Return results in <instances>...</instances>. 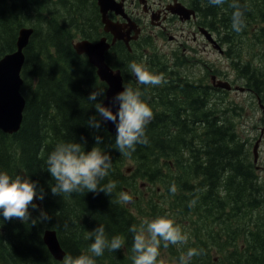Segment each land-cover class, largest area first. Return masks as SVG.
<instances>
[{
  "label": "trees",
  "instance_id": "obj_1",
  "mask_svg": "<svg viewBox=\"0 0 264 264\" xmlns=\"http://www.w3.org/2000/svg\"><path fill=\"white\" fill-rule=\"evenodd\" d=\"M193 2L202 3L204 17L219 15V24L235 32L229 28L233 12L229 4ZM239 3L248 27L242 44L233 49L236 53L250 50L252 42L262 44L260 37L249 38L252 26L264 39V0ZM85 4L79 0H0V57L15 50L19 28H33L23 50V118L16 132L0 130V171L10 176L28 175L37 182V190L43 189L45 194L43 201L37 199V209L29 208L31 217L38 220L35 226L31 220L4 221L0 215V264H62L43 242L46 229L57 232L65 256L90 254L92 241L85 237L98 225L105 227L109 238L123 237L124 246L114 252L105 250L102 256L95 257L96 264H133L134 234L130 228L139 227L144 218L166 213L182 226L189 240L175 250L172 245L161 246L158 260H162L166 249L173 258L164 264H178L179 257L190 247L203 249L191 264H264V181L254 166V143L252 139L244 143L227 126L213 127L211 93H205L208 87L183 81L175 71L165 76V65L159 62L155 66L154 59L145 64L153 73H163L167 82L159 86L136 85L129 64L142 60L125 48L117 47L113 55L112 46L106 53L107 63L120 68L124 85L139 88L153 111L146 128L147 143L137 144L130 156L123 155L116 149L115 134L103 121L98 133L88 126L89 117L97 113L87 98L97 89L105 91L106 85L87 58L74 50L71 40L76 30L64 18L75 12L76 20L84 23L85 14L90 12ZM91 5L92 0L89 8ZM92 14L93 18L98 16L97 12ZM80 34L86 37L84 31ZM240 69L256 91H264V65L247 61ZM253 76L256 80L251 79ZM102 99L98 97L97 101ZM94 134L103 137L100 147L112 157L109 174L100 183L103 186L114 181L113 192L106 195L85 190L70 196L53 195L54 181L46 164L50 152L59 142L83 143L81 137L87 141L85 150H90ZM127 161L132 163L128 173L124 168ZM140 183L145 184L148 197L138 193ZM173 183L177 187L175 194L170 191ZM126 188L132 189L128 193L132 201L122 203L120 193ZM158 191L163 195L156 200ZM193 200L195 206L189 207ZM41 211L50 219L40 221Z\"/></svg>",
  "mask_w": 264,
  "mask_h": 264
},
{
  "label": "clouds",
  "instance_id": "obj_2",
  "mask_svg": "<svg viewBox=\"0 0 264 264\" xmlns=\"http://www.w3.org/2000/svg\"><path fill=\"white\" fill-rule=\"evenodd\" d=\"M226 0H209L214 6L223 5ZM229 7L233 9L231 15V27L239 33L245 27L244 11L239 0H231ZM131 73L140 85L159 86L166 83L163 73H153L143 62L131 61L129 64ZM143 93L139 88L131 85H123V91L113 97V104H118L117 110L113 112L110 107L98 102L97 98H104L103 90L91 92L87 98L94 103L97 115L88 119V126L101 131L102 121H110L115 125L116 149L123 155H131L137 144H146V128L153 119V111L148 103L142 99ZM97 116L102 119H98ZM83 143L59 142L47 157V172L50 174L54 184L51 186L53 195H71L76 192H91L93 194L103 192L110 195L116 187L114 181L101 186V181L109 174L112 167V157L105 152L100 145L103 137L94 134L95 143L90 150H85L87 141L81 137ZM170 191L175 194L177 187L173 183ZM43 189L37 190V182L28 175L17 174L10 176L5 171H0V215L4 221L19 219L28 223L31 220L33 226L38 222L31 217L29 208L37 209L33 203L34 199L43 201ZM122 203L132 201L128 193H120ZM196 201H190L189 207H194ZM40 221L50 219L47 213L41 211ZM133 235L132 262L133 264H164L158 260L160 248H168L169 245H186L189 236L183 231L182 226L176 222L170 214L157 215L154 218H144L139 227L133 225L130 228ZM85 239L92 243L89 246L90 254L77 256L66 255L62 264H96L95 257H100L105 250L114 252L124 246V239L120 235L109 238L105 227L98 225L88 231ZM203 249L188 248L186 253L179 257L178 264H191L194 256L201 255Z\"/></svg>",
  "mask_w": 264,
  "mask_h": 264
},
{
  "label": "flooded vegetation",
  "instance_id": "obj_3",
  "mask_svg": "<svg viewBox=\"0 0 264 264\" xmlns=\"http://www.w3.org/2000/svg\"><path fill=\"white\" fill-rule=\"evenodd\" d=\"M114 6V10H108L107 15L120 30L124 39H117L110 45L107 52L114 46V50L111 51L113 55L117 47L125 48L139 60H148V54L154 56V59H159L158 56L161 55L162 60H165L167 64L164 68V74L167 77L174 72V69L168 71V65H172L175 69L191 66L194 71L195 67L201 66L200 77L190 71L187 73L190 77L188 82L200 87H208L205 93H211L209 97L212 104L210 112H212L213 127L227 126L237 132L239 122L243 124L244 121L248 128H251L253 121V126L259 128L256 139L260 148V145L264 143V91H256L247 81L248 75L241 73L240 67L250 61V50L247 48L239 53L233 51L242 43L235 42L232 30L225 27H221L220 30L216 17L210 15L204 17L202 3L196 4L193 0H114ZM90 8L92 13L98 14L99 7L96 0H92ZM92 16L94 17L93 14ZM98 17L99 23L96 18H93L88 26H86L87 22L83 23V29L74 26L76 37L71 41L82 38L80 32L87 31L98 32L99 37L103 36L111 42L113 35L104 30L99 14ZM256 37H260L258 40L262 39L261 36L254 34L255 39ZM186 49L193 51V56H185ZM204 52L222 56L225 64L218 66L210 60L202 63ZM262 53L263 55L259 56L264 65V52ZM145 56L147 57L144 58ZM259 73L261 74L260 71ZM132 78L136 85H139L134 75ZM251 79H255V76ZM218 80L229 82L231 88L216 86ZM231 93L241 95L240 104L232 99ZM257 107H259L260 117L246 121L243 112L251 111V109L254 112ZM237 136L246 144L249 143L248 139H251L238 132ZM254 166L258 167L255 162Z\"/></svg>",
  "mask_w": 264,
  "mask_h": 264
},
{
  "label": "water",
  "instance_id": "obj_4",
  "mask_svg": "<svg viewBox=\"0 0 264 264\" xmlns=\"http://www.w3.org/2000/svg\"><path fill=\"white\" fill-rule=\"evenodd\" d=\"M99 7V14L104 22V30L113 34L112 42H107L105 37L96 41L88 38L80 39L73 43V48L78 54L86 56L88 62L95 68L100 81L104 82L106 89L102 103L110 107L113 112L117 110L118 104H113V97L123 91V76L119 68H112L106 61V52L116 39L123 38L117 31L115 24L110 22L106 16L108 10H114V0H96ZM117 12V11H116ZM33 32L32 27L23 26L18 29L15 50L3 55L0 58V130L4 133H14L21 125L25 99L20 92L22 85L21 69L25 60L24 48ZM205 33H207L204 30ZM208 34V33H207ZM209 35V34H208ZM216 86L231 88L229 82L218 80ZM241 90L243 88H240ZM101 118V117H100ZM102 119V118H101ZM109 132L115 134V125L110 121H103ZM254 158L258 154V142L253 145ZM36 204L39 205L38 201ZM42 239L51 256L61 262L65 256L55 230L46 229Z\"/></svg>",
  "mask_w": 264,
  "mask_h": 264
},
{
  "label": "rangeland",
  "instance_id": "obj_5",
  "mask_svg": "<svg viewBox=\"0 0 264 264\" xmlns=\"http://www.w3.org/2000/svg\"><path fill=\"white\" fill-rule=\"evenodd\" d=\"M190 1H192V0H190ZM79 2L80 3H86L85 5L88 7V9L90 10V12L89 13H86L85 14V12H84V14H85V16H86V19H84L87 23H86V26H88V23L89 22H91L92 20H93V16H92V10H91V8H89V6L88 5H90V0H79ZM226 3L227 4H230L231 3V0H226ZM221 11H223V9H222V7H221ZM76 14H75V12H72L71 13V16L69 17V18H66V17H64L65 18V20H66V22L69 24V26L70 27H74V26H79L80 28H82L83 29V22L82 21H78V20H76ZM216 19H217V21L220 19V17H219V15H217V17H216ZM84 21V22H85ZM218 25H219V28H220V30L222 29L221 27H224V26H222V25H220L219 23H218ZM247 27L248 26H245L243 29H242V31L241 32H239V33H237V32H234L233 33V35H234V40H235V42H243V40L245 39V37H246V33H245V31L247 30ZM229 28H231L232 29V27L230 26ZM252 28H253V26L251 27V29H250V39L252 38V36L254 35V33H253V31H252ZM87 29V28H86ZM85 29V30H86ZM65 30H67V29H65ZM62 31V30H61ZM85 32H87V31H85ZM87 33H92V32H87ZM223 34V33H222ZM261 42H262V44L259 42V43H257V42H255L256 44H254L253 45V42H252V45H250L249 46V48H250V55H249V59H250V61L254 64V65H256V64H260V65H262V63L263 62H261L262 61V59H261V57L259 56V55H263V53H262V48L264 47V39H262V40H260ZM250 44H251V41H250ZM193 51H191V50H189V49H186L185 50V56H193ZM254 54H256V55H254ZM147 56H145L144 58H146ZM159 57V59H154L153 57H152V55H150V57H149V59L151 60V59H154V62L152 63V64H155V66L159 63V62H162V64L163 65H165V66H167V64H166V61L165 60H162L163 58H162V56L160 55V56H158ZM202 57H203V60H202V63L204 62V61H208V60H210V61H213V62H215L218 66H221V65H223V64H225V62H224V58L222 57V56H215L214 54H211L210 52L209 53H203L202 54ZM149 59L148 60H142V62L143 63H147L148 64V61H149ZM171 69H174V71H176L180 76H181V79L183 80V81H188V79L190 78L189 77V74L187 75V73H195L196 75L195 76H198V77H200V75L201 74H199L200 72H201V66L200 67H195V71L193 70V69H191V66H188V67H180V68H177V69H175V68H173L172 67V65H168V71L169 70H171ZM190 71V72H189ZM197 71V72H196ZM239 84V83H238ZM236 93V92H235ZM235 93H231L230 94V96L231 97H233L232 99H234L237 103H239V101H240V97H241V95L240 94H235ZM240 104V103H239ZM245 106V105H244ZM258 110H259V107H257V109L253 112L252 111V109H251V111H248V110H246V111H244L243 112V114H244V119L246 120V121H248L250 118L251 119H253V118H258V117H260V113L258 112ZM263 117H264V115H263ZM242 121V120H241ZM254 125V123H253V121L251 122V128L249 127L248 128V125L246 124V122H244L243 121V124H240V122L237 124V128H236V130H237V132L238 133H240V134H243V135H245L246 137H248V138H251L252 140H253V143H254V141H255V139H256V137L255 136H257L258 135V133H259V128H255V126H253ZM263 140H264V135H263ZM253 145H251V147H252ZM258 159V160H257ZM254 162H255V164H257L258 165V167H257V169H256V173L258 174V175H260V177L262 178V181H264V143L263 144H261L260 145V148H259V152H258V155H257V158H256V160H255V158H254ZM132 163L130 162V161H127L126 163H125V166H124V168L125 169H128L127 167L129 166V165H131ZM127 171V170H126ZM138 185V184H137ZM138 193L141 195V196H143V197H148L149 195H150V193L146 190V186H145V184H143V183H140L139 184V187H138ZM130 192H132V189H129L128 190V193H130ZM162 193V194H161ZM163 195V192H161V191H158V193L157 194H155L154 195V198H156V200H158L161 196ZM263 206H264V204H263ZM173 247H174V250H175V248L176 247H179L180 245H172ZM162 260L164 261V263L165 262H167L168 260H172L173 261V258H172V254H168V249H166L165 251H163L162 252Z\"/></svg>",
  "mask_w": 264,
  "mask_h": 264
},
{
  "label": "bare ground",
  "instance_id": "obj_6",
  "mask_svg": "<svg viewBox=\"0 0 264 264\" xmlns=\"http://www.w3.org/2000/svg\"><path fill=\"white\" fill-rule=\"evenodd\" d=\"M250 38V37H249ZM16 45V44H15ZM7 54V53H6ZM235 58V57H234ZM240 61V60H239ZM234 66V65H233ZM196 85V84H195ZM132 86H134V85H132ZM148 89V88H147ZM220 119V118H219ZM44 231V230H43ZM57 233V232H56ZM58 235V234H57ZM59 239V238H58Z\"/></svg>",
  "mask_w": 264,
  "mask_h": 264
}]
</instances>
